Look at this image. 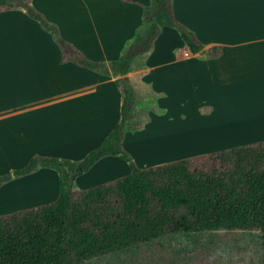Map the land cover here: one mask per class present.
I'll return each mask as SVG.
<instances>
[{
  "label": "crops",
  "instance_id": "obj_1",
  "mask_svg": "<svg viewBox=\"0 0 264 264\" xmlns=\"http://www.w3.org/2000/svg\"><path fill=\"white\" fill-rule=\"evenodd\" d=\"M130 1L73 0L81 11L75 17H65L66 12L58 9L64 0H30L29 4L55 23L61 36L86 58L109 62L119 58L141 23L142 6L150 0ZM172 10L205 48L220 47L221 54L209 59L192 54L174 29L164 27L146 69L123 76L128 83L139 75L141 85L161 96L156 100L161 113L150 112L142 131L124 136L123 148L136 168L140 159L129 144L162 126L199 125L211 136L213 129L225 128L233 116L247 130L206 139L200 147L151 167L264 141V0H173ZM60 58L51 36L24 10L0 13V176L10 177L0 191L12 180L34 178L37 191L47 192L38 195L39 200L54 202L59 198L55 170L43 168L22 178L12 171L34 156L79 161L121 121L122 96L115 78L73 63L61 64ZM173 96L175 107L169 106ZM251 101L257 104L248 106ZM238 102L247 104L239 115ZM131 168L121 158L107 156L78 176L72 187L85 190L113 181L128 175Z\"/></svg>",
  "mask_w": 264,
  "mask_h": 264
},
{
  "label": "trees",
  "instance_id": "obj_2",
  "mask_svg": "<svg viewBox=\"0 0 264 264\" xmlns=\"http://www.w3.org/2000/svg\"><path fill=\"white\" fill-rule=\"evenodd\" d=\"M14 1L28 4L25 14L48 33L60 51V63H73L115 78L122 96L121 121L102 144L79 161L34 156L12 171L22 178L40 169L58 174L54 202L0 216V264H87L102 258L128 257L143 247L170 246L179 237L200 233H264V141L182 159L147 169L132 166L121 178L85 190L73 188L78 176L107 156L130 163L123 148L126 133L142 131L149 113L160 114L161 97L147 88L150 106L141 108L140 76L164 27L174 29L192 54L216 58L221 48H205L173 15V0H150L142 6L141 23L117 60L93 61L66 41L58 26L29 4L0 0V13ZM131 2L130 0H125ZM0 176V186L8 181ZM134 264V263H133Z\"/></svg>",
  "mask_w": 264,
  "mask_h": 264
},
{
  "label": "rangeland",
  "instance_id": "obj_3",
  "mask_svg": "<svg viewBox=\"0 0 264 264\" xmlns=\"http://www.w3.org/2000/svg\"><path fill=\"white\" fill-rule=\"evenodd\" d=\"M58 9L64 10L65 17H73L81 14L77 10V4L73 0H64L62 5H57ZM69 14V15H68ZM127 85V83H125ZM136 87L141 90V97L144 101L141 108H148V90L140 82ZM176 97H172L169 106L175 107ZM252 104H257L251 101ZM236 114H240V108H244L242 103H235ZM235 107V111H236ZM239 111V112H238ZM257 118L253 115V119ZM256 121V120H254ZM252 123V122H250ZM207 130V129H206ZM214 135L208 136L207 131L199 125L186 126H162L160 131H150L146 137H138L136 143H130L132 151L140 159L137 163L138 169H146L157 161L178 156L183 152L196 149L206 142V139H220L227 135L241 134L247 130L246 124H241L239 120L231 116L225 128L213 129ZM1 139V138H0ZM160 143L157 145V143ZM129 146V147H130ZM147 163V166H142ZM5 174L4 176H6ZM8 181L10 177H7ZM39 185L34 178L22 181H11L5 185V190L0 191V213L5 211L9 214V209L25 210L38 207L40 202L50 203L47 200H39ZM5 199V203L4 200ZM8 212V213H7ZM135 262H130L128 257L102 258L87 264H264V233L259 231H231L222 233H200L176 238L170 246L159 249L156 245L143 247L135 251Z\"/></svg>",
  "mask_w": 264,
  "mask_h": 264
},
{
  "label": "water",
  "instance_id": "obj_4",
  "mask_svg": "<svg viewBox=\"0 0 264 264\" xmlns=\"http://www.w3.org/2000/svg\"><path fill=\"white\" fill-rule=\"evenodd\" d=\"M14 6H15V8H19V9H22L25 11L28 4L21 2V1H14ZM130 165L133 166V163L130 162Z\"/></svg>",
  "mask_w": 264,
  "mask_h": 264
}]
</instances>
